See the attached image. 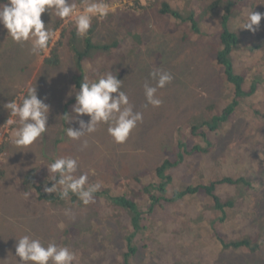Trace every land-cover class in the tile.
Returning <instances> with one entry per match:
<instances>
[{
  "label": "rangeland",
  "instance_id": "1",
  "mask_svg": "<svg viewBox=\"0 0 264 264\" xmlns=\"http://www.w3.org/2000/svg\"><path fill=\"white\" fill-rule=\"evenodd\" d=\"M164 1L181 19H191L186 20L189 33L192 32L189 25L197 26V30L199 27V31L183 40L185 29L174 27L181 24L180 19L160 12ZM215 1L108 0L115 10L97 21V32L76 37L78 42H75H83V46L88 41L91 45L110 46L109 50L100 51L96 56L91 52L87 54L83 60L82 78L91 81L111 71L123 81L121 90L128 95L134 111L143 114L142 122L123 144L113 142L105 124L98 125L94 133L77 141L65 135L66 127H78L75 121L67 123L62 117L72 115L73 105L69 106L68 101L75 98L73 81L77 74L73 52L78 47L70 49L68 31L64 33L65 40H61L62 46L56 49L57 64L50 65L44 64V59L50 58L52 46L59 41V29L54 32L43 56H38L30 52V43L13 42L0 25V124L5 116L10 118L4 104L22 100L29 87L35 86L38 97L50 106L48 130L42 139L27 149H17L11 143L7 124L0 127V170L3 172L0 178V259L15 255V238L32 234L45 244L54 240L60 246L69 247L77 257L74 264H122L126 245L135 249L128 264H264V120L261 119L264 115V19L254 33L236 32L234 28V21L243 19L252 8L254 12L264 13V5L259 4L260 0H223L214 8L209 21L220 24L219 18L224 15L226 22L211 29L214 24H209L208 20L200 21L197 14L207 18V10ZM73 2L80 5L82 0ZM122 15L140 18L144 23L137 25L134 21L129 30L125 28L128 35L119 34ZM41 19L50 28L57 18L46 11ZM70 22H73L72 18L63 20L60 27H67ZM225 33L236 38L232 54L242 63L234 72L245 75L246 84L241 87V92L247 96L238 100L231 118L230 115L225 117L221 124L225 128L208 132L213 119L222 120L223 112L234 96L220 75V68L213 63L215 55L222 50L221 37ZM97 58L98 64L91 67ZM157 69L168 71L173 79L165 88L158 89L157 95L163 104L146 106L143 85L146 82L155 84L149 73ZM253 86L252 90H255L250 95L249 89ZM202 113L208 123L203 126L205 134L190 139L192 124L198 123ZM79 119L87 123L90 118L82 116ZM84 141H87L86 147H83ZM209 143H215V151L206 156L205 162L204 157L199 160L206 167L197 165L199 170L195 171V166L185 171V157L182 156L173 171L177 182L162 184L167 185L171 193L177 187L170 184L190 183L198 180L200 175L209 178V172L213 171L208 166L217 168L219 179V166L226 161L229 163L225 165L226 179L245 176L249 183L244 195H241L242 184L238 185L241 192L238 205L241 208L246 203L243 213L234 211L230 215L232 211L225 209L226 215L222 218H226L209 229L207 223L210 221L205 220L213 219L217 211L212 212L206 206L200 217L204 221L194 224L189 221L190 230L185 229L183 233L186 223L183 218L186 219V208L191 205L187 200L168 207L160 201L152 205L153 199L148 202L145 198L136 209L142 213L136 222V238L126 244L123 236L133 232L134 223L130 218L125 225L120 223L125 219L122 217L124 211L112 206L113 196L124 192L132 198L142 196L138 193V185L132 186V179L153 173L165 159L179 160V155L194 145L200 148ZM63 155L77 159L76 175L87 172L90 184L100 183L94 203L84 206L77 197L71 199L69 205L68 202L38 201L25 187L24 179L33 170L37 172L36 183H49L47 165ZM168 173L169 170L164 175ZM225 186L230 189V181ZM66 209L71 211V216L64 214ZM61 222L65 225L63 229L58 227ZM243 237H251L255 242L250 241L240 249L230 246V242Z\"/></svg>",
  "mask_w": 264,
  "mask_h": 264
},
{
  "label": "clouds",
  "instance_id": "2",
  "mask_svg": "<svg viewBox=\"0 0 264 264\" xmlns=\"http://www.w3.org/2000/svg\"><path fill=\"white\" fill-rule=\"evenodd\" d=\"M259 4L264 5V0H260ZM252 9L243 19L234 21L236 32L257 31L260 21L264 19V13L254 12ZM114 10L108 0H82L80 5L73 0H6L0 2V25L7 30L13 42L30 43V52L39 54L47 50L54 36V31L49 25L46 27L41 19L46 11L52 12L61 20L72 18L77 35L86 37L94 18H106ZM149 78L155 81V84L146 82L143 85L146 106L160 107L163 100L157 95L158 89L165 88L173 77L168 71L157 69L149 73ZM122 83L123 81L117 79L111 71L95 80L80 82L79 90L75 91L72 115L62 116L67 123L75 121L78 127H66V137L77 141L86 134L94 133L98 125L105 124L107 134L114 143H125L137 124L142 122L143 114L134 111L128 95L121 90ZM4 108L10 117L6 120L11 131L10 140L17 149L29 148L42 139L49 128L47 122L50 106L38 97L35 86L28 88L22 100H10L4 104ZM82 116L90 118L87 123L79 119ZM86 146L87 141H84L83 147ZM78 167L77 159L72 156L56 157L47 165V179L52 183L50 187H44V192L58 193L62 200L70 199V194L75 195L84 206L94 203V194L99 191L101 185L90 184L87 172L76 175ZM64 214L72 215L67 209ZM58 227L63 229L65 225L61 222ZM15 241V255L9 254L7 259H0V264H74L77 259L69 247L60 246L54 240L45 244L39 237L24 234L18 239L15 238Z\"/></svg>",
  "mask_w": 264,
  "mask_h": 264
},
{
  "label": "trees",
  "instance_id": "3",
  "mask_svg": "<svg viewBox=\"0 0 264 264\" xmlns=\"http://www.w3.org/2000/svg\"><path fill=\"white\" fill-rule=\"evenodd\" d=\"M118 1H123V0H118ZM126 1H134V0H126ZM222 1L223 0L215 1V3L211 5L210 8H208L207 18L199 16L200 13L197 14L198 15L197 18H201L200 21L208 20L209 24H214L213 26H210L211 29L214 27H221L226 22V19H227L226 16L224 15L220 16L219 18L220 24H215L214 22L209 21V19L211 17V14H214L213 13L215 11L214 8H217L220 5V3H222ZM0 2H6V0H0ZM127 7L126 9H132V7L130 8H127ZM229 11L230 9H227V12ZM160 12L162 15H168L173 19H180L181 24L179 26H174V25L173 26L177 28V30L185 29V33L182 34L183 40L184 39L186 40L188 35L193 34V32L199 31V27L197 30V26L189 25V27L192 29V32L189 33L186 29L187 28L186 20L189 22L191 19L190 18L181 19L179 15L177 14V12L174 9H172L171 5H169L168 2L166 1L163 2V6ZM216 17L217 15H215V18ZM56 18L57 19L52 23L50 29H52L54 32H56L59 29V32H60L59 41L56 42L52 46V50H51L52 54L50 55V58L44 59V64H50V65L57 64L58 54L56 52V49L57 47L60 48L62 46L61 40L63 41L65 40L64 33L65 31H68L70 33V38L68 39L67 42L70 45V49H72L73 47H78V49H76L73 52L74 57L76 58V62H77V68H76L77 74L73 81V86H74V91H78L80 82L84 81V79L82 78L83 60L84 61L86 60L87 54L91 52L94 56H96V54L100 53V51L109 50L110 46L106 47L104 45H101V43H97L96 45H91L89 41H88V44L86 43L84 46H83V42L76 43L75 41H77L76 37L78 35L76 33L74 23L70 22L67 27L61 28L60 25H62L63 20H61L58 17ZM122 19L123 21L118 25L119 34L128 35L127 30H129L130 23L134 21H136L137 25H139L141 22L144 23V21L141 20L140 18L136 20V17H130L129 15H122ZM98 20L99 19H94L92 23V27L89 30L88 34L92 33L93 31L97 32V30L95 29L97 27ZM125 28H127V30H125ZM123 30L125 31L122 33ZM50 42H49V45H50ZM221 42H222V50L220 53H217L215 55L213 59V63L218 67V69L220 68V75L222 76L223 80H226V84H228L230 88L233 90L234 96L232 97V102L230 103V106H228L224 110L223 116L221 117L222 120L219 122L218 119L216 120L213 119L212 121L213 126L208 128L207 130L208 132H214L217 129L220 130V128H225L226 127L225 125H221L224 122L225 117L227 115H230V118H231V114L234 112V109L238 106V100L241 99L243 96H247L246 94L243 95L241 92V87L242 88L245 87V84H246L245 75L236 74L234 72V70L236 71L235 67L239 63H242V60L239 61L237 56L232 54V51L234 50L235 45L237 43L236 38L235 36H232L229 33H225L221 37ZM37 55L43 56V52ZM98 62H99V58H97L92 63L91 67H95V65H97ZM92 75H94V72ZM253 88L254 86L249 89L250 95L253 93L252 91L255 90V89L252 90ZM74 103H75V98H71L68 101L69 106L74 105ZM204 114L205 113H202L201 118L198 119L197 124H192L191 132L189 134L190 139H192L193 137H196L199 134H203V135L205 134L203 126L208 125V123L205 121L206 119H205ZM7 119H8V116H5L3 118L0 124V127H3L4 123L6 124ZM261 119L264 120V115L261 116ZM218 125H221V127H218ZM214 151H215V143H209L207 146L200 147V148L198 147V145H194L191 148H189L185 153L179 155V160L165 159L163 162H161L159 166H157V168L155 169L153 173L142 174L139 177L132 179V186L135 188L138 185V193L142 194V196H137V197L132 198V197H128L126 192H124L123 194L117 193L113 196L112 206L115 205L124 211V214L122 215V217H124L125 219L120 223L125 225L129 218L134 223L133 232L129 233L126 237L123 236V239L125 240L126 244H129L132 240L136 238V237L134 238L136 231H138V225H136V222L139 219H141V215H142V213L137 212L136 209L138 207V204L145 198H146V201L148 202L150 199H153L152 205L155 202L160 201L163 204L168 205V207L170 205L177 204L181 200H187L191 205H190V208H186V219L183 218L186 221L184 228H182L183 233L185 229L190 230L189 223H188L189 221H191L193 224L199 223L200 221H204L200 219V217H201V211L203 209H206V206L209 207L210 210H212V212L217 211V214L215 215L213 219L210 218L209 220V217H208L205 220V221L207 220L210 221L207 223L209 229L214 227V225L217 224L220 219L226 218V216L222 218L223 214L226 215V211L224 212L225 209H227L228 211L229 210L232 211L230 215L233 214L234 211L243 213L246 203L244 202V205L241 208L238 205V202L241 200L239 196V193L241 192L239 191L238 185L242 184L243 193H241V195H244L245 194L244 191L248 188L249 183L247 182L245 176H238L236 178L230 176V180L226 179L228 173L225 169V165L229 164L226 161L222 162L221 166H219L221 168V170L219 171L221 173V178L219 179L217 178V168L208 166V168L211 171H213V173L209 172V175H210L209 178H202L200 175L198 180H193L190 183H183V181H180L177 184H170L171 186L177 187V189L171 190V193H169L167 189V185L162 184L163 182L169 183L170 181L177 182L175 172L173 171H174V168H177L179 166L180 164L179 161L181 160L182 156L185 157V171H188L189 169L194 168L195 166H196L195 171H197L200 169L197 167V165H203L205 167L207 166L206 164H204V162L206 161V156H208L210 152H214ZM0 155H1V152H0ZM203 157H204V162L203 164H201L199 160ZM167 170H169V173L167 175H164V172ZM36 173H37L36 170H33L29 175H27L24 179V184H25V187L34 194V196L36 197L38 201H45V202H51V203L61 202L63 204H65V202H68L66 204L69 205L71 199L76 198L75 195L70 194V199L62 200L60 199L59 194L45 193L43 190L44 187L45 186L50 187L52 182L50 181L49 183H46V184L36 183V179H35ZM2 176H3V172L0 170V178ZM253 177L255 176L252 175V178ZM142 178H144L145 180H151L152 182L150 183H148V181L142 182L141 180ZM161 180L162 182H160ZM229 181H230V189L225 186V183H229ZM182 184H186V185L183 186ZM156 194H159V196H156ZM229 199H230V202H228ZM196 208L198 209V212H196ZM219 213H221V215L217 216ZM180 218L182 219V216ZM231 219H233V217H231ZM255 237L257 238V236ZM250 241H252V243L255 242V240H253L251 237H243L239 241L230 242V246L234 247L235 249H240L244 245H248ZM126 247H127V251L123 255L122 264H128L127 260L129 256L135 253V249L128 248V245H126Z\"/></svg>",
  "mask_w": 264,
  "mask_h": 264
},
{
  "label": "bare ground",
  "instance_id": "4",
  "mask_svg": "<svg viewBox=\"0 0 264 264\" xmlns=\"http://www.w3.org/2000/svg\"><path fill=\"white\" fill-rule=\"evenodd\" d=\"M259 137V136H258ZM259 151V150H258ZM260 152V151H259ZM258 153V152H257ZM259 156V155H258ZM253 157V156H252Z\"/></svg>",
  "mask_w": 264,
  "mask_h": 264
}]
</instances>
